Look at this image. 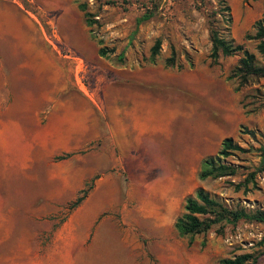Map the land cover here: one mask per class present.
Listing matches in <instances>:
<instances>
[{"label": "rangeland", "instance_id": "1", "mask_svg": "<svg viewBox=\"0 0 264 264\" xmlns=\"http://www.w3.org/2000/svg\"><path fill=\"white\" fill-rule=\"evenodd\" d=\"M261 18L264 0H0V264H264V222L175 228L200 188L264 209V76L229 79L242 51L212 61L209 31L264 65ZM226 137L236 171L200 179Z\"/></svg>", "mask_w": 264, "mask_h": 264}, {"label": "trees", "instance_id": "2", "mask_svg": "<svg viewBox=\"0 0 264 264\" xmlns=\"http://www.w3.org/2000/svg\"><path fill=\"white\" fill-rule=\"evenodd\" d=\"M78 8L84 13L86 25L91 26L94 20L91 17L92 14L87 11L86 4L79 3ZM150 12L146 11L138 20L149 19L152 16ZM209 31L212 44L210 52L212 61H216L219 53L232 55L235 52L242 51V56L239 57L232 69V73L228 76L229 79H237L238 86H244L254 78L264 76V65L258 64L254 54L244 49L242 44H235L233 39H227L220 35L212 22H210ZM253 38L258 39L257 49L264 54V21L262 18L256 21V31ZM160 44L161 40L156 39L152 45L151 54L153 56L158 54ZM104 53L103 49L99 50V55H104ZM166 65H174L173 56L166 59ZM179 68H182V66L179 65ZM234 150L243 151L244 149L237 143H234L231 137L224 138L216 156L206 157L202 161L199 178H216L233 174L236 171L234 165L223 163L221 158L232 154ZM257 150L260 152L261 162H264V145H261ZM82 192L83 194L70 204V210L77 207L86 196V190ZM240 219L264 222V209L247 211L244 208H228L212 197L207 191L200 188L193 196H189L186 199L184 212L176 219L175 228L180 236H189L191 240L193 235L206 232L216 224H220L222 227V223L224 222L236 223ZM254 261L255 258L250 254H241L234 258L221 259L222 264H252Z\"/></svg>", "mask_w": 264, "mask_h": 264}, {"label": "bare ground", "instance_id": "3", "mask_svg": "<svg viewBox=\"0 0 264 264\" xmlns=\"http://www.w3.org/2000/svg\"><path fill=\"white\" fill-rule=\"evenodd\" d=\"M155 117V116H154ZM162 129V128H161ZM161 134V133H160Z\"/></svg>", "mask_w": 264, "mask_h": 264}]
</instances>
